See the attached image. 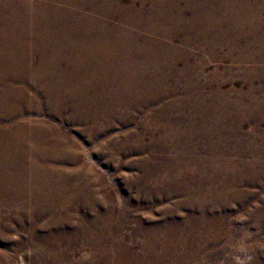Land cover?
Listing matches in <instances>:
<instances>
[{"label":"bare ground","instance_id":"bare-ground-1","mask_svg":"<svg viewBox=\"0 0 264 264\" xmlns=\"http://www.w3.org/2000/svg\"><path fill=\"white\" fill-rule=\"evenodd\" d=\"M190 47L202 50L211 60L229 59L241 65L238 70L244 75L264 73V0H0V235L9 238L17 228L15 221L3 215L5 210L14 209L23 216L27 211L21 208L30 203L37 221H17L27 241L15 247L28 248L32 261L156 264L159 257L149 247L138 254L108 241L112 228L99 214L101 201L95 196L89 168L81 161L83 148L60 125L88 132L90 138L101 133L97 121L104 117L129 125L152 115L158 123L174 126L180 120L166 123L161 116L178 106L182 113L193 109V122L182 135L170 138L175 148L181 142L187 144L196 129L206 136L209 127L202 120L229 111L234 106L227 97L232 90L200 82ZM186 79L191 83L185 86ZM178 90L184 93L177 103L164 105V99ZM239 94L243 101L246 94ZM160 103L162 108H157ZM123 107L125 112L116 116ZM43 114L48 121L40 120ZM227 124L220 123L223 132ZM138 131L124 132L130 141L119 149L156 157L160 161L153 164L155 175L177 171L174 160L164 163L160 157L165 154L161 131L152 133L162 137L149 144L143 140V130ZM119 139L98 143L95 149L100 152ZM208 161L201 163L199 176L166 173L164 179L181 182L165 187L164 194L182 193L188 199L177 200L178 205L196 208L202 216L200 221L189 218L171 223L162 231L176 236L181 232L190 245L205 242V237L215 244L226 238L228 244L219 249L224 251L235 240L216 211L242 201L244 186L264 184V165L254 163L252 171H244L236 160ZM47 204L50 212H45ZM82 206L91 211L92 219L81 215ZM257 211L264 216V207ZM49 217L51 221H40ZM79 249L89 252L78 254ZM0 264H11L10 256L0 254ZM21 264H26L24 259Z\"/></svg>","mask_w":264,"mask_h":264},{"label":"rangeland","instance_id":"rangeland-1","mask_svg":"<svg viewBox=\"0 0 264 264\" xmlns=\"http://www.w3.org/2000/svg\"><path fill=\"white\" fill-rule=\"evenodd\" d=\"M175 43L176 45H180V40H177ZM188 52H193L190 60L196 65L195 73L196 76L199 77L201 83H212L213 87L219 85L223 87V90L227 92L232 90L233 92L227 96L233 103L232 105H234L233 107L229 108L231 110H229L230 112L227 111L223 113H216L214 116H212L213 119L208 117L205 121L202 120V124L205 122L209 127V132L206 134V136L200 135V132L196 129L192 139L190 138L187 140V144L181 142L180 144L182 147L179 146L178 149L175 148L176 145H174L175 143L172 142L170 138H174L176 135H182L184 131L189 129L188 127H190L193 122V116H191L193 115V109H186L184 110L185 112L183 111L182 113L180 112L178 106H174L168 110V113H165L161 116L163 118V122L166 123L167 121H172L173 119L178 121L180 120V122L174 126L171 123H158L152 115L147 116V118H142L141 115L140 117L142 120L138 118V122H136V124L132 123L129 125L122 124L118 121L114 122L104 117L105 119H100V121H97V128L101 130V133L93 136L92 138H90L88 132L79 131L77 128L66 123L60 125V127L62 132L79 143V145L83 148L81 161L84 165H86V167L89 168L88 171H90L92 174L90 172L88 173L91 175L90 177L92 180L96 183H93L92 187H94L93 189L97 200L99 199L101 201V205L99 204L98 208L99 214L104 217L103 221H106L107 224L109 223L110 227L112 228V233L108 232V237L110 238L108 241H111V245L121 244L122 246L123 244V248L126 251L136 252L138 254H143V252L147 250V247H149L152 250L151 252H153V256H156L157 258L159 257L156 264H183L184 262V264H264V218H262L264 216H260L257 211L259 207H264V184H254L250 185V187L249 185L244 186L243 189H241L242 192L245 193V196L243 195L242 197V201L240 200L239 202H230L227 203L226 208L220 207V209H217L218 211H216L215 215L217 217H224L225 227L230 230L231 234L233 235L232 237L235 240L233 243L229 244L230 250H219L223 246L225 247V244H228L226 238L220 240L219 244H215L211 240H207L208 238L205 237L203 238L205 242H200L201 244L197 243L190 245L188 243L189 240L185 239V237L181 235V232L176 236V234H173L172 232H170L168 235L167 232L163 233L162 231V229L166 230L167 226L171 223L177 222L179 224L182 223L183 220L186 221L189 218H194L200 221L202 216L199 210L197 209V211L196 208H192L190 206L191 208H189V210L188 208L178 205V203L181 202L180 200L188 199L185 195H182V193H172L169 195L164 194V191H166L165 187L171 188L175 182H181L178 181V178V180H169L168 178L164 179L166 177V173L172 177H179L186 174L199 176L201 175V163L208 160V162L213 160L219 163H222L225 160H236L243 164L242 170L244 171L245 169L252 171V168L250 167L254 163L261 165L263 162L262 165H264V73L253 74L249 72L248 74L244 75L239 71L241 65L234 64L230 62L229 59H226L222 62L211 60L209 59V56L206 55V53L194 47L188 48ZM249 65L252 67V64H246L245 66L249 67ZM185 81L183 85H188L191 83V79H186ZM250 86H252L251 92L249 91ZM177 92L172 97L170 96L164 99V105L165 103H177V99L180 98V96L182 97L181 94H183L184 91L178 90ZM240 92L246 94L243 101L240 97ZM209 95L210 93H208V96ZM162 105L163 103H160V105L158 104L157 108H162ZM165 107H168V105ZM123 108L124 109L118 110V114L116 116H119L120 112H125L126 107ZM164 112L167 111L164 110ZM40 117V120H49L47 115L43 114ZM55 122L60 123L59 121ZM221 122L228 123L225 127L226 132L222 131L223 127L220 125ZM141 129L144 133L143 140L147 144L161 138L162 136L160 135H152L153 132L156 133V131H161V134H163L162 139L164 138L163 145L165 147V154L160 157L164 158V163L167 160H174L172 161V165L174 168L177 166V171L168 170L166 173L162 172L161 175H155L156 171L154 170L153 164L157 163V161H160L156 157H145L146 155L142 152H138L137 154V152H125L119 149L121 143L130 141L124 132L130 131L132 134H134V131L139 132L138 130L142 131ZM112 137H120L119 143H110L111 145L107 147L105 146V148H102L100 152L96 151L97 149H95V145H98V143L101 145L103 142L106 143L109 139H113ZM133 147L135 148L136 144H133ZM111 148H114L112 152L110 151ZM34 149H36V147ZM156 156L158 157L159 154ZM262 173H264V171ZM151 174L154 175L151 176ZM157 177H162V179L156 182L154 180H157ZM145 180L147 181L145 182ZM140 182L142 183L141 185ZM105 184H107V186ZM28 204L26 203V205L21 208L29 212L28 214L26 212V216L17 215L14 209H11V211L5 210L3 213L4 216H7L8 221H15L17 224V226L15 225L17 227L16 231H12L10 236H8L11 239L0 235V254L8 257L10 256L11 264H21L22 259L25 260L26 264L38 263L36 261L30 260L27 256L29 253L28 248L24 247L21 250L15 247L19 241L23 243L27 241V236L20 231V225L17 223V221H37L31 210L34 208L32 207L33 204H30L31 207L29 205L30 209L28 208ZM107 206L110 207V209ZM46 208H48V211L45 210V212L51 211V206L48 204ZM80 208L81 215L84 218H93V214L90 213L91 211L88 210L87 207L82 206ZM208 217L212 218L213 215H208ZM40 221H51V219L50 217L42 218ZM75 221L81 220L77 219ZM255 221H261V225L258 223L256 224ZM153 230L157 231L153 232ZM12 238L15 239L13 240ZM134 249L136 251H134ZM173 249L175 251H173ZM78 251V254L81 252L82 254L84 252H89V250L82 251L80 249ZM182 254L185 256V258L182 256Z\"/></svg>","mask_w":264,"mask_h":264}]
</instances>
